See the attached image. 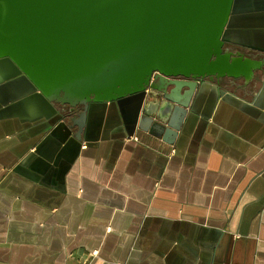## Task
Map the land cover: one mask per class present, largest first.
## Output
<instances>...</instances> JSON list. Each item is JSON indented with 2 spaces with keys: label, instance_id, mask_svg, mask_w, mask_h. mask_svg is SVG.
Wrapping results in <instances>:
<instances>
[{
  "label": "crops",
  "instance_id": "crops-1",
  "mask_svg": "<svg viewBox=\"0 0 264 264\" xmlns=\"http://www.w3.org/2000/svg\"><path fill=\"white\" fill-rule=\"evenodd\" d=\"M231 16L226 47L264 58V0H235ZM257 74L200 84L173 145L155 133L171 110L150 90L90 104L79 140L0 60V264H264Z\"/></svg>",
  "mask_w": 264,
  "mask_h": 264
},
{
  "label": "water",
  "instance_id": "water-1",
  "mask_svg": "<svg viewBox=\"0 0 264 264\" xmlns=\"http://www.w3.org/2000/svg\"><path fill=\"white\" fill-rule=\"evenodd\" d=\"M235 0H0V60L10 59L81 140L90 104L151 90L176 142L200 84L262 79L264 58L226 47ZM263 77V76H262ZM183 91V94L181 93ZM162 134V135H161Z\"/></svg>",
  "mask_w": 264,
  "mask_h": 264
},
{
  "label": "flooded vegetation",
  "instance_id": "flooded-vegetation-1",
  "mask_svg": "<svg viewBox=\"0 0 264 264\" xmlns=\"http://www.w3.org/2000/svg\"><path fill=\"white\" fill-rule=\"evenodd\" d=\"M231 50L234 52H237V51H240V50H242V49H237V48H231ZM242 52H244L247 56H252V57H254V58H256V59H261V58H258L257 56H255V55H253V54H251L250 52L249 53H247L246 51H244V50H242ZM240 81H243L244 82V80H224L221 84H220V87H222V88H226V89H235V88H237L239 85H238V83L240 82ZM151 91V90H150ZM153 94H156L155 92H153V91H151ZM157 97L161 100L162 99V96L161 95H159V94H157Z\"/></svg>",
  "mask_w": 264,
  "mask_h": 264
},
{
  "label": "built area",
  "instance_id": "built-area-1",
  "mask_svg": "<svg viewBox=\"0 0 264 264\" xmlns=\"http://www.w3.org/2000/svg\"><path fill=\"white\" fill-rule=\"evenodd\" d=\"M93 256H95V255H93ZM87 264V263H86ZM90 264V263H89Z\"/></svg>",
  "mask_w": 264,
  "mask_h": 264
},
{
  "label": "trees",
  "instance_id": "trees-1",
  "mask_svg": "<svg viewBox=\"0 0 264 264\" xmlns=\"http://www.w3.org/2000/svg\"><path fill=\"white\" fill-rule=\"evenodd\" d=\"M60 108H62L61 106H59Z\"/></svg>",
  "mask_w": 264,
  "mask_h": 264
}]
</instances>
